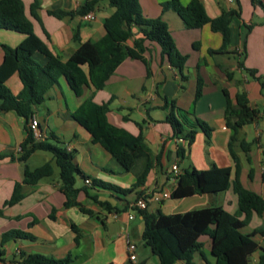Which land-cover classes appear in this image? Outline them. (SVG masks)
<instances>
[{"label":"crops","instance_id":"obj_1","mask_svg":"<svg viewBox=\"0 0 264 264\" xmlns=\"http://www.w3.org/2000/svg\"><path fill=\"white\" fill-rule=\"evenodd\" d=\"M22 1L34 33L62 60H67L82 43L99 41L105 35L104 21L113 13L108 1L104 0L94 11L96 19L93 21H85L79 15L57 19L50 15L51 11L76 12L85 0ZM35 1L39 4V20L31 15ZM167 1L140 0L142 14L150 19L162 17L168 23L178 51L188 56L183 70V75L188 78L183 79L179 71L161 58V49H155L156 44L146 42L143 57L149 62V71L143 62L127 59L103 90L84 87L81 96H77L66 79L61 78L59 84L50 89L45 102L36 107L34 115L40 124L41 141L50 139L56 144L51 137H57L67 151L74 152L75 162L91 181L96 179L121 189H129L136 183V177L126 172L102 146L93 143L90 133L72 118L73 113L91 97L99 105L110 102L108 122L134 137L141 135L153 154L161 155L160 162L150 172L146 184L128 195L93 187L77 178L76 187L80 191L76 204L67 206L68 199L60 188V170L59 173L55 171L57 166L53 156L39 151L28 162L41 156L44 164L52 163L53 176L35 186L24 185V199L14 206H6L15 184L23 183L25 165L16 159L0 161V250L4 252L0 264H15L22 252L56 259L72 256V264H160L151 248L144 245L143 210L133 207V203L141 197L138 192L146 195L172 188L174 165L181 172L207 170L213 166L231 168L233 180L234 162L229 152L233 132L226 126L224 91L232 101L233 111L238 110L236 96L244 93L249 106L258 112L257 118L239 131L234 151L240 161L242 184L264 199V13L253 0H201L211 19L228 11L240 14L232 18L230 45L221 52L223 40L220 33L213 32L209 25L186 29L176 13L162 11L161 5ZM180 1L187 5L191 0ZM260 1L264 4V0ZM134 40L128 46L133 47ZM23 41L21 34L0 30V64L2 45L16 48ZM34 60L45 66L49 57L37 52ZM199 78L203 92L195 101ZM6 85L14 96L23 88L17 73ZM174 108L207 123L213 129L211 138L208 139L201 130L191 145L174 138L172 126L167 122L168 116L175 114ZM25 137L24 119L15 112L0 109V153L10 151L14 157H19ZM243 143L247 145L246 149ZM182 149L185 157L179 159L178 152ZM211 207H222L230 214H236L238 204L233 189L162 203L151 202L146 211L171 215ZM10 230L27 232L33 239L2 244L3 234ZM242 232L255 234L253 239L260 250L250 257L249 264H259L264 250V214L253 216ZM202 242L204 246L193 256L192 263L215 264L210 238L203 237ZM130 243L137 247L136 263L129 260Z\"/></svg>","mask_w":264,"mask_h":264},{"label":"trees","instance_id":"obj_2","mask_svg":"<svg viewBox=\"0 0 264 264\" xmlns=\"http://www.w3.org/2000/svg\"><path fill=\"white\" fill-rule=\"evenodd\" d=\"M104 0H85L76 12L51 11L50 15L57 19L72 18L76 15L84 16L94 12ZM113 13L104 21L105 35L97 42H85L67 59L62 60L54 55L48 46L34 33L33 23L26 15L22 0H0V30L14 32L24 36V41L16 48L2 45L3 57L0 64V109L15 112L25 121L26 137L20 145L19 157L12 152L0 153V161L16 159L24 164L23 183H16L12 197L6 206H14L24 199L23 188L35 186L41 180L50 178L54 174L51 162L30 170L26 163L36 152H47L53 156L55 165L60 170V188L66 195L67 206L76 204L79 189L76 187L77 178L89 180L93 187H99L113 193L128 195L136 192L146 184L148 176L161 155L155 156L140 135L134 137L128 132L118 129L108 122L110 102L96 104L93 97L87 99L72 115V118L83 126L92 136L93 143L104 148L126 172L136 177V183L129 189H121L99 180L91 181L78 167L75 155L67 151L60 140L52 135L57 143L50 139L38 141L30 129V122L35 115L36 107L42 105L50 89L65 78L72 91L81 96L84 87L96 91L103 90L115 74L117 69L127 59L144 63L149 71V62L143 57L145 43H153L160 47L161 58L167 61L173 69L182 74L186 67L188 56L182 55L169 30L168 23L158 18H146L142 14L140 0H107ZM264 13V4L260 0H253ZM35 1L31 6V15L39 20ZM162 11H173L184 23L188 30L200 29L209 25L211 30L222 35V47L219 51H226L231 41L230 23L238 11L224 12L220 17L211 19L206 13L201 0H191L183 5L180 0H169L161 5ZM136 30V31H135ZM76 40L77 36L75 37ZM135 39L133 47L128 43ZM39 52L49 57L45 66L34 60ZM18 74L23 88L14 96L7 87V81L14 74ZM203 83L198 79L195 101L202 96ZM225 118L226 126L233 134L229 141V152L234 162V178L231 180V168L213 166L207 170H185L177 178L176 188L172 191L171 199H184L201 194H217L233 189L238 204L236 214H230L222 207H211L184 214L165 215L158 211L149 213L141 211L145 222L143 234L144 245L151 248L160 264H176L185 262L193 264V256L204 246L203 237L211 240V252L216 258L215 264H249L250 257L260 250L254 241L255 234H244L245 228L253 216L264 214V199L262 196L248 190L240 180V161L234 151L239 131L253 122L258 112L249 106L246 94H238L235 104L238 108L233 111L232 101L226 91ZM173 106H175L172 103ZM167 122L172 126L174 138L186 141L191 145L199 130L208 139L213 129L205 122L195 118L191 113L174 108ZM193 117V118H192ZM244 149L247 146L242 144ZM185 150L178 152V158L184 159ZM140 197L143 192H138ZM1 213V212H0ZM18 239H33L27 232L10 230L3 234L2 244ZM4 252L0 250V261ZM72 256L56 259L42 254L20 253L15 264H72ZM259 264H264V250L259 257Z\"/></svg>","mask_w":264,"mask_h":264},{"label":"built area","instance_id":"obj_3","mask_svg":"<svg viewBox=\"0 0 264 264\" xmlns=\"http://www.w3.org/2000/svg\"><path fill=\"white\" fill-rule=\"evenodd\" d=\"M232 1V0H228ZM82 19L85 21H93L96 19L95 13L90 12L84 16H81ZM263 89H264V83H263ZM30 129L33 132V135L36 140L41 141L42 140V134L40 131V124L37 118L33 117V119L30 122ZM181 171L177 165H174L172 167V188H169L164 191H159V192H153V193H148L146 195L141 196L138 198L134 203L133 207L140 209V210H145L147 209L149 203L154 202V203H162L166 200L171 199L173 187H176L177 184V178L181 175ZM86 184H91L89 180L86 181ZM128 254H129V260L132 263L137 262V247L135 244L130 243L128 246Z\"/></svg>","mask_w":264,"mask_h":264},{"label":"rangeland","instance_id":"obj_4","mask_svg":"<svg viewBox=\"0 0 264 264\" xmlns=\"http://www.w3.org/2000/svg\"><path fill=\"white\" fill-rule=\"evenodd\" d=\"M154 47H155V49H157L158 51H160V48H159L157 45H154ZM151 51L154 52V48H151ZM44 125H45V123H44V119H42V126H44ZM44 162H45V161L42 159V157H41V156H38V157H35V158H33L32 160H30V161L28 162V166H29L31 169H35L36 167L43 165ZM55 171H56L57 173H59V169H58L57 167H55ZM169 203H171V201H169Z\"/></svg>","mask_w":264,"mask_h":264},{"label":"water","instance_id":"obj_5","mask_svg":"<svg viewBox=\"0 0 264 264\" xmlns=\"http://www.w3.org/2000/svg\"><path fill=\"white\" fill-rule=\"evenodd\" d=\"M243 37H245V33L243 34Z\"/></svg>","mask_w":264,"mask_h":264}]
</instances>
